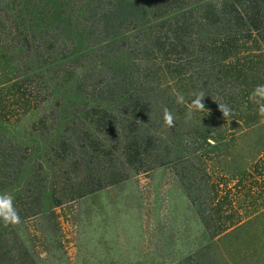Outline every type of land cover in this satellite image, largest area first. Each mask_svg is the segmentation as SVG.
Returning a JSON list of instances; mask_svg holds the SVG:
<instances>
[{"label":"trees","instance_id":"1","mask_svg":"<svg viewBox=\"0 0 264 264\" xmlns=\"http://www.w3.org/2000/svg\"><path fill=\"white\" fill-rule=\"evenodd\" d=\"M52 84L31 125L47 138L42 159L0 131V195L18 224L170 165L206 239L180 264H227L212 241L255 218L232 199L238 174L218 180L199 153L216 148L220 119L242 132L264 122L249 99L264 85V0H0V119L39 108ZM201 92L205 109L188 118ZM255 161L259 172L264 148ZM12 226L0 221V264H37ZM245 257L236 264H264Z\"/></svg>","mask_w":264,"mask_h":264},{"label":"rangeland","instance_id":"2","mask_svg":"<svg viewBox=\"0 0 264 264\" xmlns=\"http://www.w3.org/2000/svg\"><path fill=\"white\" fill-rule=\"evenodd\" d=\"M55 91L52 84L45 91L48 99L43 102L42 95L40 107L21 118L17 114L10 121L0 119V131L23 145L32 160L41 158L47 138L31 125L44 106L54 101ZM223 120L216 148L204 147L199 154L214 168L218 180L226 181L236 172L234 182L243 179L241 188L247 186L240 192L232 182V199L242 215L255 219L220 242L212 241L224 262L236 264L244 256L264 258V167L259 172L254 167L256 154L264 148V122L242 132L238 122ZM245 169L248 172L242 176ZM45 208L50 210V204ZM51 212L12 226L37 264H180L206 243L200 220L170 165L133 173L122 185L67 201Z\"/></svg>","mask_w":264,"mask_h":264},{"label":"clouds","instance_id":"3","mask_svg":"<svg viewBox=\"0 0 264 264\" xmlns=\"http://www.w3.org/2000/svg\"><path fill=\"white\" fill-rule=\"evenodd\" d=\"M193 95L195 99L191 102L188 118L191 117L193 111H203L205 109V104L203 103L205 95L202 92L194 93ZM249 99L258 106L259 115L264 117V85H258L250 94ZM177 103H184L182 95L177 96ZM219 108L225 118L231 115V109L227 105L219 103ZM164 121L167 126H174V117L168 109L164 110ZM0 221L5 226L16 225L20 222L18 211L13 204V197L10 194L0 195Z\"/></svg>","mask_w":264,"mask_h":264}]
</instances>
